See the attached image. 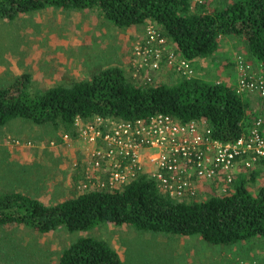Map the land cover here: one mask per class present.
Returning <instances> with one entry per match:
<instances>
[{
  "label": "trees",
  "instance_id": "obj_1",
  "mask_svg": "<svg viewBox=\"0 0 264 264\" xmlns=\"http://www.w3.org/2000/svg\"><path fill=\"white\" fill-rule=\"evenodd\" d=\"M192 1L0 0L1 20L14 21L21 15L56 8L98 10L120 28L152 21L176 46V53L191 61L194 71L193 77L188 78L175 68L172 71L180 78L173 85H143L139 78L127 76L119 68H109L91 81L45 90L34 89L31 76L24 75L11 86L0 88V129L19 119L47 126L61 134L52 143L63 148L64 136H69L70 145L79 144L77 118L85 123L96 117L127 122L166 114L182 124L205 120L213 138L223 143L243 138L252 126L244 95H237L227 83L197 76L193 61H217L223 42L231 38L228 41L237 49L235 60H231L233 69L237 70L240 57L246 63L250 59L261 64L264 70V0H234L213 13L207 11L204 3L194 5ZM241 42L246 45V54L239 52ZM80 179H84L82 169L73 175L74 183ZM248 184L244 176H235L224 194L208 195L202 201L172 199L147 175L138 176L118 190L88 192L55 205L17 192L2 193L0 228L16 224L38 234L59 230L86 233L112 224L143 232L200 237L216 248H235L255 240L264 242V185L253 195ZM60 264L124 263L105 239L90 236L70 243L62 252ZM218 264L246 263L238 259Z\"/></svg>",
  "mask_w": 264,
  "mask_h": 264
},
{
  "label": "rangeland",
  "instance_id": "obj_2",
  "mask_svg": "<svg viewBox=\"0 0 264 264\" xmlns=\"http://www.w3.org/2000/svg\"><path fill=\"white\" fill-rule=\"evenodd\" d=\"M233 1L204 0V4L207 11L213 13ZM149 26L159 29L152 21L120 28L98 10L79 12L56 8L21 15L14 21L0 19V88L11 86L24 75H30L32 86L39 90L91 81L109 68H119L125 75H133L134 49L144 39ZM224 45L234 48L229 41ZM241 45L239 52L246 54V45L243 42ZM247 61L253 72L264 74L261 64L256 63V66L254 61ZM219 69L217 63L211 61L209 65H200L196 75L210 82L222 81L217 80ZM235 73L234 83L238 76ZM178 78V74L164 69L156 74L153 82L173 85ZM137 80L143 85L147 82L143 76ZM256 101L257 107L250 103L252 109H248L252 124L258 119L264 120V98H256ZM58 136L61 134L55 133L53 128L37 126L22 119L1 128L0 194L17 192L46 205H55L84 193L101 191L97 184L84 189L85 180L82 179L74 183L75 172L80 169L84 172L78 149L83 154L88 150L80 143L63 148L52 147ZM14 141H19L20 146L13 145ZM240 167L247 175L244 166ZM104 176H101L99 185L105 181ZM245 179L252 182L251 178ZM252 184H248L250 192L257 189L255 183ZM225 186L220 182L203 183L194 201H202L208 195H222ZM90 236L110 243L124 264H218L238 259L246 264H264V242L261 240L235 248H216L200 237L143 232L130 226L112 224H103L86 233L59 230L38 234L23 225L1 227L0 264H60L62 252L70 243Z\"/></svg>",
  "mask_w": 264,
  "mask_h": 264
},
{
  "label": "built area",
  "instance_id": "obj_3",
  "mask_svg": "<svg viewBox=\"0 0 264 264\" xmlns=\"http://www.w3.org/2000/svg\"><path fill=\"white\" fill-rule=\"evenodd\" d=\"M192 2L196 5L204 0ZM163 67L183 71L188 78L194 75L191 61L170 48L169 40L159 29L149 26L134 49L133 76H143L147 83H152ZM237 73V95L256 93L264 98L263 73L251 71L240 57ZM75 126L79 143L88 150L87 154L82 152L81 158L84 189L97 184L100 190H118L138 176L147 175L172 199L192 200L203 183H223L226 192L233 184L239 163L252 173L262 166L264 178L263 119L254 122L246 136L231 143L214 139L205 120L182 124L166 114L127 122L96 117L85 123L77 118ZM63 142L70 146L69 136H64ZM12 144L20 146L19 141ZM51 146L60 148L61 144ZM103 174L105 181L99 185Z\"/></svg>",
  "mask_w": 264,
  "mask_h": 264
},
{
  "label": "crops",
  "instance_id": "obj_4",
  "mask_svg": "<svg viewBox=\"0 0 264 264\" xmlns=\"http://www.w3.org/2000/svg\"><path fill=\"white\" fill-rule=\"evenodd\" d=\"M228 41V40H227ZM225 43V41L223 42V44ZM222 46L220 47L219 49V52L217 53V61H214L217 63V66H219V68H221V70H217L218 74H219V78H217V80H222V81H217L218 83L220 82H224V83H227L229 85H231L232 87H235L237 85V79H236V83H234L233 81V78H234V72H236L235 74H237V70L234 68H232V65H231V59L235 60L236 58V51L233 47L231 46ZM170 48H173L177 51V48L175 45L171 44L170 43ZM229 59V60H228ZM252 61V60H251ZM194 62V66L196 68V71H197V68L201 65H209L211 61L209 60H203V59H197ZM252 63H254L252 61ZM255 65H256V62H255ZM257 66V65H256ZM164 70V69H163ZM165 70H168V71H172L170 70L169 68H165ZM236 70V71H235ZM203 72H205V70H202ZM255 72V71H254ZM257 73V72H255ZM263 73V72H262ZM238 78V76H237ZM234 84V86H233ZM256 98H260L258 95L256 94H245L244 95V102L249 104L250 103H253V107H257L258 103L256 101ZM249 109H252L251 105H250V108ZM249 110H248V114H249ZM263 131H264V126H263ZM78 153H79V160H81L83 154L82 152L78 149ZM82 162V160H81ZM83 163V162H82ZM243 166L242 163H239L237 166H236V170H235V176H244V178H251V176H253V179H252V182L255 183V187L257 186V189H254L251 191V193L253 195H256L257 192H258V189L264 185V178L262 177V166H259V170H257L256 172L252 173V172H248L247 171V175L245 174L244 172V169H242L240 166ZM240 167V169H239ZM239 169V170H238ZM252 174V175H250ZM252 182L249 184H252ZM253 185V184H252ZM254 186V185H253Z\"/></svg>",
  "mask_w": 264,
  "mask_h": 264
},
{
  "label": "clouds",
  "instance_id": "obj_5",
  "mask_svg": "<svg viewBox=\"0 0 264 264\" xmlns=\"http://www.w3.org/2000/svg\"><path fill=\"white\" fill-rule=\"evenodd\" d=\"M160 30V29H159ZM161 31V30H160ZM131 70H132V64H131ZM132 72H133V70H132ZM235 88V87H234ZM256 94V93H255ZM245 95V94H244ZM256 95H258V94H256ZM243 96V95H242ZM259 96V95H258ZM260 97V96H259ZM260 98H262V97H260Z\"/></svg>",
  "mask_w": 264,
  "mask_h": 264
}]
</instances>
